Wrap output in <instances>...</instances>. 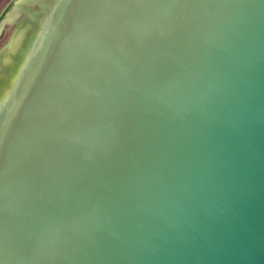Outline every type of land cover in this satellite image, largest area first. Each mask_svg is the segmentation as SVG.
<instances>
[{"label":"water","instance_id":"water-1","mask_svg":"<svg viewBox=\"0 0 264 264\" xmlns=\"http://www.w3.org/2000/svg\"><path fill=\"white\" fill-rule=\"evenodd\" d=\"M0 264H264V0H59L0 105Z\"/></svg>","mask_w":264,"mask_h":264},{"label":"trees","instance_id":"trees-1","mask_svg":"<svg viewBox=\"0 0 264 264\" xmlns=\"http://www.w3.org/2000/svg\"><path fill=\"white\" fill-rule=\"evenodd\" d=\"M19 0H17L13 6V8L6 14V17L5 19L3 20V22L0 24V32L2 31V28L4 26V24L7 23L10 15L12 13H14V11H16L17 9H21V6L22 5H26L28 6L27 2H22V3H19L18 2ZM41 4V7H40V10L41 13L39 15V20L37 22V24H35L32 29L29 31L30 34H31V43H30V46L22 60V62L20 63V65L17 67L16 69V72H15V75H14V79L13 81L10 83V85L4 90V93L0 99V105L2 102H4L10 91L12 90V88L15 86V84L17 83V80L19 78V75H20V72L21 70L23 69V67L25 66L27 60L29 59V57L32 55L33 53V50H34V46H35V41H36V38L37 36L39 35L40 31L42 30L43 28V25L45 24L46 22V19L47 17L52 13V11L55 9V7L57 6V3L59 0H38ZM8 4V2L5 3V6ZM5 8V7H4ZM29 7L26 8V10H28ZM3 11V8H1L0 10V14L1 12ZM25 15H27V11L25 12ZM25 15H22L20 20L22 19V21H20L19 24H22L24 21H26V17ZM25 18V19H24ZM30 19V17H29ZM28 24H29V21H28Z\"/></svg>","mask_w":264,"mask_h":264},{"label":"flooded vegetation","instance_id":"flooded-vegetation-1","mask_svg":"<svg viewBox=\"0 0 264 264\" xmlns=\"http://www.w3.org/2000/svg\"><path fill=\"white\" fill-rule=\"evenodd\" d=\"M12 1H13V0H10V1L8 2V4H10ZM8 4H7V5H8ZM7 5H6V6H7ZM6 6H5V7H6ZM3 10H4V9H3ZM9 11H10V10H8L7 13H8ZM7 13H6V14H7ZM6 14H5V17H6ZM5 17H4V19H5ZM4 19H3V20H4ZM2 22H3V21H2Z\"/></svg>","mask_w":264,"mask_h":264}]
</instances>
